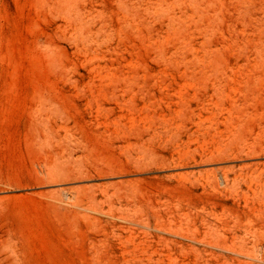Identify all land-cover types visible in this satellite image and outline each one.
Masks as SVG:
<instances>
[{
    "label": "rangeland",
    "instance_id": "1",
    "mask_svg": "<svg viewBox=\"0 0 264 264\" xmlns=\"http://www.w3.org/2000/svg\"><path fill=\"white\" fill-rule=\"evenodd\" d=\"M0 264H264V0H0Z\"/></svg>",
    "mask_w": 264,
    "mask_h": 264
}]
</instances>
